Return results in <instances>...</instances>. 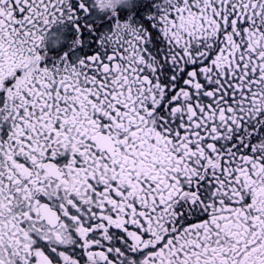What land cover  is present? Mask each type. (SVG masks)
Here are the masks:
<instances>
[{"label":"snow or ice","instance_id":"6c2138e0","mask_svg":"<svg viewBox=\"0 0 264 264\" xmlns=\"http://www.w3.org/2000/svg\"><path fill=\"white\" fill-rule=\"evenodd\" d=\"M0 264H264V0H0Z\"/></svg>","mask_w":264,"mask_h":264}]
</instances>
